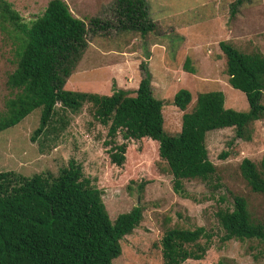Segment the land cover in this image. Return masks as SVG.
Masks as SVG:
<instances>
[{"label":"trees","instance_id":"1","mask_svg":"<svg viewBox=\"0 0 264 264\" xmlns=\"http://www.w3.org/2000/svg\"><path fill=\"white\" fill-rule=\"evenodd\" d=\"M241 3L231 2V15ZM115 5L123 18L120 26L138 31L145 44V37L156 27L148 16L147 0H116ZM89 23L93 28L107 26V21L98 18ZM0 26L13 34L15 56V67L6 80L12 95L0 113V131L39 107L38 125L30 135L33 142L49 130H62L63 112L78 113L88 103L93 120L105 127L103 144L110 162L123 163L129 140L149 138L157 143V155L172 175L173 191L182 196L183 180H209L215 172L205 147L207 132L232 127L236 138L248 141L252 122L264 118V57L238 50L230 42L219 41V49L225 57L228 83L243 92L247 109L224 107L220 90L199 92L192 102L190 91L181 87L169 99L182 111L179 131L171 133L164 127V100L152 93L146 60L139 62L141 77L134 91L114 85L109 94L64 88L87 47L88 27L63 0H49L43 12L28 22L9 1L0 0ZM143 55L147 57L148 52ZM189 62L185 57L183 67L191 72ZM259 166L257 169L248 158H242L239 171L253 192L264 194V153ZM143 185H138L139 200ZM232 199L230 207L215 212L224 230L222 240H264V220L250 218L243 197L234 195ZM142 212L137 203L111 220L101 190L83 175L80 163L73 158L55 174L0 170V264H111L121 252L119 241L139 225ZM202 237L205 242L201 244L198 240ZM210 238L203 226L165 228L159 238L163 263L202 258Z\"/></svg>","mask_w":264,"mask_h":264},{"label":"rangeland","instance_id":"2","mask_svg":"<svg viewBox=\"0 0 264 264\" xmlns=\"http://www.w3.org/2000/svg\"><path fill=\"white\" fill-rule=\"evenodd\" d=\"M7 1L28 22L43 12L49 0ZM63 1L88 27L87 47L66 79L65 89L109 94L115 86L134 91L141 77L139 62L146 60L152 93L164 100L162 115L168 132L180 129L182 111L169 99L181 87L190 91L192 102L199 92L220 90L224 107L247 109L243 92L228 83L225 57L218 43L224 40L238 50L264 57V0H242L232 15L233 0H147L148 16L156 27L145 37V44L138 31L120 26L119 19L123 18L118 15L116 0ZM91 18L107 21V26L93 28ZM185 57L190 59L191 72L183 67ZM14 67L13 34L0 26V113L12 95L6 80ZM39 115L40 108H34L17 124L0 131V170L22 175L43 171L55 174L73 158L80 163L83 175L101 190L111 220L140 203L142 220L119 241L121 252L111 264H164L159 238L165 228L174 226H203L211 233L203 257L181 264H264V240H222L224 230L215 215L217 208L230 207L233 196L239 195L246 200L250 218L264 220V194L253 192L239 171L242 158L260 169L264 118L252 122L248 141L236 138L232 127L207 132L205 147L215 172L209 180H183L182 196L173 191L172 175L157 155V143L149 138L129 140L123 163L110 162L103 144L105 127L93 120L88 103L78 113L63 112L62 130H49L32 142L30 135ZM117 140L122 141L119 136ZM223 152L225 156L220 157ZM140 183L144 185L139 200ZM198 242L202 244L205 238Z\"/></svg>","mask_w":264,"mask_h":264},{"label":"crops","instance_id":"3","mask_svg":"<svg viewBox=\"0 0 264 264\" xmlns=\"http://www.w3.org/2000/svg\"><path fill=\"white\" fill-rule=\"evenodd\" d=\"M118 82V81H117Z\"/></svg>","mask_w":264,"mask_h":264}]
</instances>
